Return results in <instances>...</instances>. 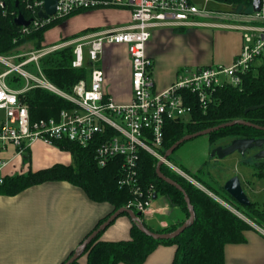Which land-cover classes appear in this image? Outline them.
<instances>
[{"label":"built area","instance_id":"1","mask_svg":"<svg viewBox=\"0 0 264 264\" xmlns=\"http://www.w3.org/2000/svg\"><path fill=\"white\" fill-rule=\"evenodd\" d=\"M21 1L32 14L29 25L21 26L23 33L76 11L120 8L130 12L128 24L121 28L98 30L44 45L29 52L26 58L25 54L17 52L0 54V149L12 145L21 152L36 140L53 145L55 140L65 139L84 148L93 145V157L98 166H104L110 158L120 159L118 183L132 193L133 199L124 207L133 212H146L155 194L152 186L143 190L139 184L140 151L161 160L165 122L190 118L192 107L186 103L182 92L189 91L205 110L216 101L218 87L240 86L243 76L257 74L264 67V0H260L256 11L235 14L234 27L241 30L242 46L231 64L196 67L190 76L159 91L153 88V59L146 54L145 45L152 29L193 25L196 16L205 15L207 11L193 0H55V11L46 18L37 15L43 10V0ZM0 12H6L5 0H0ZM68 45L72 46V66H83L86 54L91 67L88 81L80 79L71 93L24 68L27 63H37L45 54ZM114 45L126 47L130 63L132 97L128 103L117 102L103 90L104 53ZM13 77L25 79L24 85L11 86L8 80ZM33 87L45 88L73 106L60 110L57 118L31 121L22 97ZM167 166L175 168L172 164Z\"/></svg>","mask_w":264,"mask_h":264},{"label":"crops","instance_id":"2","mask_svg":"<svg viewBox=\"0 0 264 264\" xmlns=\"http://www.w3.org/2000/svg\"><path fill=\"white\" fill-rule=\"evenodd\" d=\"M203 8L207 13L196 16L193 25L152 29L145 52L153 59L155 90H162L178 79L190 76L196 67L229 65L239 53L242 38L241 30L234 27L237 24L235 14L247 13L252 9ZM129 20L130 12L127 9L84 10L67 19L61 29L57 25L52 27L57 28L52 37L55 41L47 42L45 35L52 28L47 29L41 46L66 40L63 36L70 34L65 31L68 22L78 21L81 24L79 31L96 28L82 32L89 34L124 27ZM121 47L126 53V47ZM112 48H107L104 53L103 90L117 102L128 103L132 97L129 59L126 53L127 62L119 59L117 64H112L109 54ZM233 156L240 154L233 152L225 156L220 159L223 167L218 170L209 167V172H226L224 181L237 175L249 200L264 208V177L258 178L252 175L250 169L240 168L237 161L232 163ZM71 162L68 151L40 140L21 152L8 145L0 149V178L34 172L55 163L69 165ZM202 185L199 183L197 186L203 189ZM158 195L140 217L145 226L158 230L188 218L183 209L172 204L166 196ZM111 209L110 205L91 200L82 188L64 180L31 185L12 195L0 194V264H61ZM243 216L250 228L243 231L242 242L224 245V264H264V228ZM131 225L129 215L120 214L100 232L98 239L128 240ZM175 251V245L158 244L141 264H172ZM77 262L85 264L86 253Z\"/></svg>","mask_w":264,"mask_h":264},{"label":"trees","instance_id":"3","mask_svg":"<svg viewBox=\"0 0 264 264\" xmlns=\"http://www.w3.org/2000/svg\"><path fill=\"white\" fill-rule=\"evenodd\" d=\"M223 1L236 3L244 11L251 9V0ZM5 9V14H1L0 12V54L9 53L15 47L28 41H33L36 49L40 48L43 34L47 29L54 27L69 16L82 12L76 11L64 18L52 20L39 27L30 29L29 32L23 33L21 26L14 23V17L21 12L28 19L32 14L25 9L21 0H5ZM87 30L85 29L83 32ZM72 59L73 53L72 46L70 45L47 53L39 59L41 69L48 80L66 93H71L73 85L80 79H87L88 77L86 67L72 66ZM243 77L240 86L218 87L215 93L216 101L205 110L199 106L194 95L184 90L182 93L187 98L186 103L192 107L190 118L180 121L167 120L165 122L160 154L164 155L165 151L172 144L186 134L225 124L235 119H242L264 126V106L244 112L248 106L264 104V67L260 68L257 74L248 73ZM22 99L28 107L31 121L40 118H57L60 110L73 106L66 99L40 87H33L27 90ZM205 135L211 141L225 136L229 138H257L264 137V130L236 123L219 127ZM53 145L59 149L68 151L71 154L73 162L69 165L55 163L50 167L34 172L29 171L26 174L4 176L2 182H0V194L12 195L31 185L45 181H68L82 188L91 200L105 203L112 207L111 211L91 231L97 228L113 211L124 207L129 200L133 199L129 189L118 183L121 174L120 159L110 158L104 166H98L93 157V145L84 148L65 139L55 140ZM248 152L246 151L245 154ZM169 157L170 155L167 159ZM157 162L154 156L146 151H140L137 162L139 184L143 190L152 186L155 194L166 196L172 204L183 209L188 217L189 210L184 199V194L157 175ZM240 163L248 167L252 175L258 178L264 177V159H254L251 156L249 161L243 159ZM160 171L164 176L172 179L184 189L194 211V218L191 223L177 235L163 239H155L146 234L134 222H132L129 232L130 238L128 240H99L101 230L83 250V254L86 253L85 264H116L119 262L141 264L158 244L176 246L172 264H224V245L244 240L243 231L250 228V225L245 220L223 206L202 189L177 176L166 165L161 164ZM203 172L209 178V170H204ZM196 179L210 191L213 190L212 179H208L211 181V185L207 182L208 180L205 182L202 177H197ZM214 188L216 195L221 194L231 200L233 199L224 190L223 185ZM232 201L236 202L234 199ZM237 205L243 208L242 212L247 218L264 228L263 207L254 201H250L247 206H242L238 203ZM182 223L179 222L178 224L166 226L158 230L146 227L156 233H170ZM70 264L80 263L74 260Z\"/></svg>","mask_w":264,"mask_h":264},{"label":"rangeland","instance_id":"4","mask_svg":"<svg viewBox=\"0 0 264 264\" xmlns=\"http://www.w3.org/2000/svg\"><path fill=\"white\" fill-rule=\"evenodd\" d=\"M194 2L199 7H203L204 6V7L210 8V9H217V10L219 8H224V9H227V10H232V9L234 10L235 8H239L238 4H236V3H228V2H225L223 0H194ZM72 16L67 17L62 22L57 24V26L61 29V27L63 26V23L66 22V20L69 19ZM80 25L81 24L78 21L68 22V24H67V26L65 28L66 29L65 31H67V33L70 32V34L68 36H63L64 37L63 39H69V38L74 37L76 35H78V36L80 35L81 36L83 30L79 31L78 28L80 27ZM56 29L57 28H54V29L52 28L51 31L48 32L45 35V39L47 40L48 43L55 41V40H52V37H53V31H56ZM86 29H88L87 32H89V31H92V30H94L96 28H86ZM121 48H122L121 45H114L113 48L110 50V53H109L110 54V62L112 64H115L116 62H118L119 59L120 60L122 59L124 62H127L126 61L127 60L126 53L122 50L124 48H122V49ZM35 49H36V47L34 45V42L33 41H28V42H25V43L15 47L9 53H4V54H12V53L18 52V53H21V54H25V58H26V57H28V53L31 52V51H34ZM23 59H24V57H23ZM16 62H18V60H16ZM88 63H89V60H88V58H87V56L85 54V56H84V66L86 67L87 70L91 68ZM37 65H38V67H37ZM24 68L29 73H31L32 75L37 76L39 78L40 77H44L45 79L48 80V78L45 76V74L43 73V71L41 69L40 61H38L37 63L36 62H29V63L26 64V66ZM8 82L13 87H21V86L24 85L25 79H23L22 77H19V78L18 77H15V78L13 77V78L9 79ZM40 88H42V87H40ZM43 89L47 90L45 88H43ZM231 139L232 138H229V137L225 136V137L217 138L214 141H211L206 135H199V136L193 137V138L188 139V140L184 141L183 143H181L179 145V147H177L170 154L169 159H166L167 162L164 160L166 163L163 162L162 164H164L166 166H167V164L168 165L169 164L174 165L175 168H172V167H169V166H167V168L168 169L172 168L171 170L173 172H175L177 174V176H180L181 178H183L184 180L190 182L191 184H193L195 186H197V185L199 186V181L196 179L197 177H202L205 182L209 178L212 179L211 180L212 182L210 180H208L207 182L209 184L211 182V184L214 185V186H212L213 187V190H212L213 192L210 191L204 185L201 184L203 186L202 188L203 189L205 188V190H203V189L202 190L205 193H207L208 195H210L212 198H214L215 200L220 202L223 206L228 208L230 211H232L233 213H235L239 217H242L243 220H245L244 216L242 214L243 213L242 212V210H243L242 207H239V205H237L236 202L232 201L233 199L231 200L230 198L225 197V196H223L221 194H218L219 196L216 195V191L214 190L215 189L214 187H219V186L224 184V182H225L224 179L226 178V175H227L226 172L220 173L219 171L216 172V171L212 170L211 173L209 172V174H210L209 178L203 172L204 170H208L209 167H211V168H213L215 170H218L219 168H221V166L223 165V162L220 159H218V158H216L214 156H211V154H210L211 149L214 148L217 145H223V146L227 145ZM253 152H254V150H250L248 153H246L244 155L233 156L234 160H233L232 163H235L237 161L238 162L237 164H239V166H241L240 168H242V169L245 168V169L249 170V168L246 167V166L242 167L244 165L241 164L240 162L243 159L249 161L251 159V154ZM162 157H163V155H162ZM156 160L158 161L157 158H156ZM226 160H228V159H226ZM72 162H73V160H72ZM232 169H236V168L232 167ZM158 196H160V194Z\"/></svg>","mask_w":264,"mask_h":264},{"label":"water","instance_id":"5","mask_svg":"<svg viewBox=\"0 0 264 264\" xmlns=\"http://www.w3.org/2000/svg\"><path fill=\"white\" fill-rule=\"evenodd\" d=\"M55 0H43V10H39L37 12V15L41 18H46L48 15H51L55 11ZM260 6V0H251V9L253 11H256L259 9ZM31 18L26 19L24 15L19 12L15 17H14V23L19 26H27L31 22ZM264 106V104H257V105H252L248 106L245 108L244 112L250 111V110H255L259 107ZM245 124L248 126H252L256 129H262L264 130V126H260L242 119H235L230 122H227L225 124H221L218 126L206 128L194 133L186 134L179 138L174 144H172L164 153L163 157L161 160H158L156 164V173L159 177L164 179L166 182L172 184L176 188H178L183 194H184V199L187 204V208L189 210V215L188 218L180 225L178 226L174 231L170 233H156L148 229L142 219L140 218V212H133L130 209H127L125 207H121L113 211L102 223H100L97 228H95L91 233L82 240V242L78 245V247L73 251L72 255L63 263V264H70L74 260H77L82 254L83 250L87 246V244L101 231L103 230L107 225H109L117 216H119L122 213H125L129 215L131 218L132 222H134L137 227L145 232L146 234L152 236L155 239H163V238H170L178 233H180L188 224L191 223V221L194 218V211L193 207L190 203L189 198L185 194L184 189L175 181L172 179L166 177L161 173L160 171V165L163 163L164 160L167 159V157L172 153V151L181 143L184 141L191 139L193 137L199 136V135H205L213 130L218 129L219 127H223L226 125H233V124ZM253 148H257L258 150L252 155L254 159H264V137H236L232 138L227 145H217L215 146L210 154L211 156H216L218 159H222L225 156L237 152L240 155H244L247 150H251ZM224 190L240 205L242 206H247L250 203L249 198L245 194L242 186L240 179L237 175H233L227 180H225L223 184ZM156 197V194L153 195V199Z\"/></svg>","mask_w":264,"mask_h":264},{"label":"flooded vegetation","instance_id":"6","mask_svg":"<svg viewBox=\"0 0 264 264\" xmlns=\"http://www.w3.org/2000/svg\"><path fill=\"white\" fill-rule=\"evenodd\" d=\"M251 150H254V152L251 154V156L258 150L257 148H253ZM247 151H250V150H247Z\"/></svg>","mask_w":264,"mask_h":264}]
</instances>
